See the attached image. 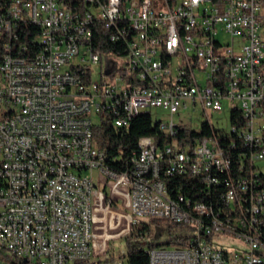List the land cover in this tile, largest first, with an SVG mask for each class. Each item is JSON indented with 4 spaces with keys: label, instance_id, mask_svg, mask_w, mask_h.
Listing matches in <instances>:
<instances>
[{
    "label": "built area",
    "instance_id": "obj_1",
    "mask_svg": "<svg viewBox=\"0 0 264 264\" xmlns=\"http://www.w3.org/2000/svg\"><path fill=\"white\" fill-rule=\"evenodd\" d=\"M98 23L116 50L96 48ZM224 100L239 110L230 131L210 119ZM153 107L170 112L157 123L172 141L142 136L133 167L113 168L94 125ZM190 107L207 132L179 140L174 116ZM259 161L264 0H0V264H103L141 218L193 235L148 247L149 264H264ZM236 230V252L213 245Z\"/></svg>",
    "mask_w": 264,
    "mask_h": 264
},
{
    "label": "trees",
    "instance_id": "obj_2",
    "mask_svg": "<svg viewBox=\"0 0 264 264\" xmlns=\"http://www.w3.org/2000/svg\"><path fill=\"white\" fill-rule=\"evenodd\" d=\"M107 31L108 29L99 23L95 26V46L96 48L104 50H116V44L107 41ZM122 52L125 51L122 50ZM237 116H239V110H232V121H234ZM206 132L205 128H203L202 133L183 129L179 133L178 138L179 140L184 141L187 140V138H192L201 134L204 135ZM148 135L154 136L156 138L155 142L160 147H162L165 142L172 141L170 136H165V134L162 133L158 123L153 120L151 112L135 114V118L132 120L129 127H118L109 119H105L96 123L93 128V136L96 143L100 147L108 150V153L110 154L109 164L117 170H126L133 167L132 157L139 152L138 140L140 137ZM261 176L264 180V173H262ZM174 183H178V186L182 190L187 189L185 179L177 181L176 178H172L169 180V184ZM187 191H189V194L192 192L188 189ZM169 192L172 197H175L174 185H169ZM150 221L164 230L167 235L164 242L154 239H145V237L148 236V232H150ZM150 221L144 222V226L139 228V233L136 235L133 234L134 231L132 230V232L125 237L128 249L127 255L125 256H127L129 264H149V254L146 250L148 247H159L170 244H187L193 237L191 233L186 231L187 229L181 223L173 222L167 218H150Z\"/></svg>",
    "mask_w": 264,
    "mask_h": 264
},
{
    "label": "rangeland",
    "instance_id": "obj_3",
    "mask_svg": "<svg viewBox=\"0 0 264 264\" xmlns=\"http://www.w3.org/2000/svg\"><path fill=\"white\" fill-rule=\"evenodd\" d=\"M99 67L95 66L93 71V78H99ZM233 106L229 100H224V107L220 111H211L210 119L211 121L219 128L230 131L232 128V114ZM136 113L149 112V111H135ZM153 120L158 121H170V112L167 109L162 107H153L150 108ZM174 120L176 123H179L183 127L190 130L201 131L203 124L208 121L207 114L204 113L201 107L193 109L192 107L188 109H182L175 114ZM260 171L264 173V161L258 162ZM102 185H100L101 187ZM150 218H141V221L135 225L133 229V234L139 233V228L144 226V222H149ZM148 236L145 237L146 240H159L164 242L167 238L166 233L161 227H158L150 221ZM178 231V230H176ZM188 232V230H186ZM213 245L215 247L224 249L229 252H236L242 245L241 241L232 234H217L213 237ZM169 246V245H168ZM173 247V246H170ZM127 245L125 238L119 240L111 241V248L106 256L101 258L103 264H129L127 256ZM2 253H8L6 250L2 249ZM114 258V259H112Z\"/></svg>",
    "mask_w": 264,
    "mask_h": 264
},
{
    "label": "bare ground",
    "instance_id": "obj_4",
    "mask_svg": "<svg viewBox=\"0 0 264 264\" xmlns=\"http://www.w3.org/2000/svg\"><path fill=\"white\" fill-rule=\"evenodd\" d=\"M135 114H137L135 112ZM164 144L162 147L157 145V143L154 141V149L155 150H163ZM165 193L166 196L172 197V195L169 192V185H165ZM178 211L182 213V217L184 218H194V211L193 208L190 206H187L185 204H178ZM236 237H244V230H236Z\"/></svg>",
    "mask_w": 264,
    "mask_h": 264
}]
</instances>
